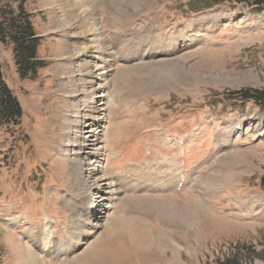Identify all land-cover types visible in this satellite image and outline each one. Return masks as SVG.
I'll use <instances>...</instances> for the list:
<instances>
[{
  "label": "rangeland",
  "instance_id": "374dc122",
  "mask_svg": "<svg viewBox=\"0 0 264 264\" xmlns=\"http://www.w3.org/2000/svg\"><path fill=\"white\" fill-rule=\"evenodd\" d=\"M79 1L26 3L44 63L34 78L21 79L11 47L0 44L3 78L22 108L16 127H0V264H216L263 251L264 106L229 94L264 89V11L205 9L207 0ZM123 5L120 23L114 16ZM197 21L203 24L195 28ZM152 33L177 41L159 45ZM181 68L183 83L176 81ZM93 119L100 121L97 141L83 151L94 155L80 177L77 122ZM259 125L263 133L252 140ZM162 165L177 173L175 185L154 184ZM88 181L104 194L97 228L83 240L79 226L93 220L88 207L98 200ZM214 182L221 188L209 198ZM253 196L251 210L244 202ZM151 200H170L175 217ZM44 230L54 246H41Z\"/></svg>",
  "mask_w": 264,
  "mask_h": 264
},
{
  "label": "trees",
  "instance_id": "16d2710c",
  "mask_svg": "<svg viewBox=\"0 0 264 264\" xmlns=\"http://www.w3.org/2000/svg\"><path fill=\"white\" fill-rule=\"evenodd\" d=\"M29 1L32 0H0V44L11 47L14 65L21 79L34 78L44 68V63L37 57L39 38L35 34L32 14L25 8ZM207 3L205 9L214 5L243 4L257 11H264V0H207ZM229 95L240 102L264 106V89H245ZM21 117L22 108L3 78L0 63V127H16ZM259 187L264 193V173L259 179ZM242 257L233 253L221 257L216 264H253L256 260L264 262V250L259 253L251 252L249 258Z\"/></svg>",
  "mask_w": 264,
  "mask_h": 264
},
{
  "label": "bare ground",
  "instance_id": "6f19581e",
  "mask_svg": "<svg viewBox=\"0 0 264 264\" xmlns=\"http://www.w3.org/2000/svg\"><path fill=\"white\" fill-rule=\"evenodd\" d=\"M78 1V0H77ZM105 1V0H104ZM103 0L101 1V0H80L79 1V3L78 4H76L77 6H88V5H90V4H94V6H103V7H105V5L107 4V2H104ZM108 1V0H107ZM119 1V0H118ZM141 3H145V4H147V2H146V0H139ZM138 1V2H139ZM75 3H77V2H75ZM117 5V4H116ZM76 6V7H77ZM94 6H92V7H94ZM128 6V5H127ZM99 8V7H98ZM119 8V7H118ZM125 8H126V6H121L118 10H117V15H115L114 16V19L115 20H118L120 23H122L123 22V20H125L126 21V12L127 11H125ZM126 10H128L127 8H126ZM86 14V13H85ZM86 16H88V15H86ZM87 18V17H86ZM84 19V18H83ZM88 19V18H87ZM82 20V19H81ZM83 21V20H82ZM58 22V20H57V18L56 17H53L52 18V23H57ZM84 23V22H83ZM203 24V22L202 21H197L196 22V24H195V28H197V27H199L200 25H202ZM186 30V29H185ZM148 31H150V29L148 30ZM184 31V30H183ZM183 31H181V32H183ZM153 32V31H152ZM95 33V32H94ZM162 34V33H161ZM158 34V35H156L155 33H152L151 34V36H149V37H153V39H151V38H149V39H151L153 42H155L156 44H159V45H164V44H166V43H168V44H170V42L172 43H175V41H177L176 40V38H174V37H176V34L175 35H170V36H167V35H164V34ZM174 34V33H173ZM178 34V33H177ZM146 35V34H145ZM149 35V34H148ZM94 37V36H93ZM147 37V36H146ZM146 40V39H145ZM93 42H95L94 40H92ZM147 41V40H146ZM151 42V41H150ZM153 45V46H157V45ZM74 45V44H73ZM77 45V44H76ZM177 45V44H176ZM178 46V45H177ZM98 47V46H97ZM154 47V48H155ZM90 48V47H89ZM180 48V47H179ZM83 50V49H82ZM160 50V49H159ZM169 50V49H168ZM163 51V50H162ZM165 51H167V50H165ZM80 52V51H79ZM161 52V51H160ZM95 53V52H94ZM79 54V56H78V58H81V57H83L82 56V54L81 53H78ZM100 55L104 58V52H103V50L101 49V52H100ZM90 57V56H89ZM88 56L86 57V59L87 58H89ZM91 58V57H90ZM82 61V60H81ZM103 62H104V60H102ZM180 61V60H179ZM80 61L78 60L77 62H76V65L77 64H79V66H81V67H84V65H87V61H85L84 60V64H82L81 62L79 63ZM177 63V62H176ZM184 63V62H183ZM181 64V63H180ZM76 65H74L75 67H76ZM67 67V66H66ZM87 67V66H86ZM100 67V66H99ZM104 67V66H103ZM162 67V66H161ZM182 67V66H181ZM104 70V69H103ZM95 71V70H94ZM159 71H163V69H159ZM178 72V71H177ZM164 73V72H163ZM183 73V68H181V71H180V73H178V74H180V76H177L178 78H176V81L177 82H179V83H183V81H184V79H183V77H184V75L182 74ZM103 74H105V72H102V73H100L99 75H103ZM161 74V73H160ZM127 75H129V74H127ZM129 77H131V76H129ZM127 77H123L121 80H124V81H126L127 82ZM161 79V78H160ZM120 80V79H119ZM140 80V79H139ZM138 79H136V81H139ZM169 79H167V81H168ZM123 82V81H122ZM129 82V81H128ZM143 83V82H142ZM125 85V84H124ZM153 85V84H152ZM159 85V84H158ZM161 86L163 85V84H160ZM134 86V85H133ZM135 87V86H134ZM157 88H159V87H157ZM128 89H129V87H128ZM132 89V88H131ZM130 89V90H131ZM154 89V88H153ZM160 89V88H159ZM159 89H157V91H159ZM133 90H135L134 88L132 89V91ZM155 91H156V89H154ZM151 92H153V91H151ZM96 99V97H91V99L90 100H88V102H91L92 100H95ZM81 101L80 100H75V107L76 108H78V104L80 103ZM88 104V103H87ZM94 107V106H93ZM91 113H93V110H92V108H91ZM77 117V116H76ZM100 124V121L97 119H93L92 120V123H91V125H88V126H84L83 125V123L81 122V121H79L78 120V122H77V127H78V131H79V136H77L78 137V147H79V149L77 150V152L75 153L76 155H78V156H85V157H82L83 158V161H84V164H82L81 163V161L78 163V167L76 168V170L75 171H77L76 173H78V175L81 177V175H83L85 172H86V170L84 169V167L86 166V162L87 161H85V160H89L91 157H93V155H94V152H92L94 149H91V151L89 152V153H85L83 150V147L85 146L84 145V143L89 147L90 146V148H91V146H94V143L97 141L96 139H95V134H94V132H95V130H93V129H96L97 127H98V125ZM87 129H90L89 131H86ZM242 132V131H241ZM263 133V130L261 129V125H259L257 128H255L254 129V131H253V133H251L250 135L252 136V140H253V135L256 137V136H259L260 134H262ZM90 134V135H89ZM161 134V133H160ZM86 135H89L88 137H85ZM226 138H228V137H220L219 139V141L218 142H220V143H223L224 141H225V139ZM257 138V137H256ZM170 139V140H169ZM255 139V138H254ZM161 141H162V139H160ZM163 141L164 142H167V141H171V138H169V137H167L166 135L163 137ZM229 141H231V140H229ZM178 142V141H177ZM161 143H163V142H161ZM169 143V142H168ZM169 145V144H168ZM86 147V146H85ZM84 154H87V155H84ZM230 156L231 157H233V154L231 155L230 154ZM81 158V159H82ZM232 162V161H231ZM167 163H168V161H167ZM170 163H171V161H170ZM160 164V163H159ZM163 164V163H162ZM232 164V163H231ZM85 165V166H84ZM172 165V164H171ZM240 164L239 163H237V162H235V164L232 166V167H234V166H239ZM242 165V164H241ZM243 165H245V166H248V165H251L249 162H245ZM175 166V165H174ZM154 168V167H153ZM168 168H169V170H170V167L169 166H165V165H162V168H160V169H158L157 170V172L159 173V171H160V173L159 174H162V173H164L162 176H161V181L159 182H156V183H154L156 186H158L159 185V187L160 188H167V187H169V186H172V185H175L176 184V182H177V176L175 175V174H177V173H173L172 171H169L168 170ZM176 168V167H175ZM247 168H249V170H250V167H247ZM175 170H177V168L175 169ZM77 175V176H78ZM91 175H89V180L91 179V177H90ZM159 179V180H160ZM155 180V179H154ZM143 181V180H142ZM204 180H202V182H203ZM85 186H87V188L89 189V192H88V194H90V195H92V197L94 196V195H98V198H94V199H98L97 201L96 200H92L91 202H90V205H89V207H88V209H89V211H90V213H91V218H93V220L92 221H88V220H84V221H82L81 223V225L79 226V228L81 229V233H82V238H83V240H85L86 238H89L90 236H91V231L90 230H94V229H96L97 228V224L95 223L94 224V222H96L97 221V215L95 216V214L96 213H99V207L101 206L100 205V201H101V195L102 194H104V191H103V187H102V185H99L97 182H95V181H92V182H84L83 183ZM83 184H82V186H83ZM153 184V185H154ZM202 184V183H201ZM200 184V185H201ZM204 184V183H203ZM208 184L209 183H205V185H204V189H206V191H207V189L209 188L208 187ZM106 185H111V187L112 186H114V182H109V183H107ZM200 185H199V188H200ZM216 182H214L213 183V186L210 188V190H209V192H206L207 194L206 195H210V194H214V192L216 191ZM223 187H225V185L224 186H222V188ZM153 188V187H152ZM221 188V187H220ZM219 188V189H220ZM82 189V188H81ZM111 189V188H110ZM151 189V188H150ZM218 189V190H219ZM224 190V189H223ZM91 192H92V194H91ZM118 192V191H117ZM203 192V191H202ZM111 193V198H112V200H114V197L117 195V193H116V191H111L110 192ZM86 194V193H85ZM205 194V193H204ZM216 194V193H215ZM214 194V195H215ZM78 195V194H77ZM213 195V196H214ZM85 196V195H84ZM80 197V196H79ZM110 198V197H109ZM78 199V198H77ZM100 199V200H99ZM150 199V198H149ZM149 199H147V200H149ZM115 200H116V198H115ZM144 200V199H143ZM251 201V200H250ZM255 201V200H254ZM151 202L153 203L151 206L153 207V208H155V207H157V208H162L163 207V209H165V211L167 212V213H165L163 210H161V211H163L164 212V214H166L167 216L168 215H170V217H175V211H176V209H175V204H173L170 200H168V202L167 201H159V200H157V201H153V200H151ZM256 202V201H255ZM148 203V202H147ZM258 203V202H257ZM244 204L245 205H249L250 204V202H249V200L247 199V200H245V202H244ZM254 205V204H253ZM179 207V206H178ZM179 208H181V207H179ZM253 208V207H252ZM197 210L199 211V210H201V208H197ZM177 211H179V210H177ZM180 212V211H179ZM89 213V212H88ZM178 214V213H177ZM90 215V214H89ZM180 215V214H179ZM85 216H87V215H85ZM163 216V215H162ZM165 216V215H164ZM82 217H83V215H82ZM169 217V218H170ZM185 217V216H184ZM168 218V219H169ZM183 218V217H182ZM186 218V217H185ZM175 219V218H174ZM179 219V218H178ZM171 220V219H170ZM172 221H173V219H172ZM172 221H169L168 223H169V226H170V224H172L173 225V222ZM175 221V220H174ZM178 221V220H177ZM193 221V220H192ZM191 220H190V222H189V224L192 222ZM10 223V222H9ZM187 223V222H186ZM186 223H185V225H186ZM177 224V223H176ZM90 227H91V229H90ZM186 227V226H185ZM50 233H49V231L48 230H44V231H42L40 234H39V237L42 239V241H41V246H54V243H52L51 244V241H52V239L50 238V235H49ZM43 237H44V239H43ZM162 244H163V242H162ZM167 244V243H166ZM53 248V247H52ZM65 251V250H64ZM67 251H72V248H68V250ZM60 253L61 252H63V250H60L59 251ZM28 258V257H27ZM38 262V261H37ZM24 263V262H23ZM40 263V262H39Z\"/></svg>",
  "mask_w": 264,
  "mask_h": 264
},
{
  "label": "crops",
  "instance_id": "0c3cea01",
  "mask_svg": "<svg viewBox=\"0 0 264 264\" xmlns=\"http://www.w3.org/2000/svg\"><path fill=\"white\" fill-rule=\"evenodd\" d=\"M146 2H147V0H146ZM147 4H148V2H147ZM116 21H118V20H116ZM119 22V21H118ZM226 182V181H225ZM225 184V183H224ZM218 191V189H216V191L214 192V194L216 193ZM213 193L212 194H210V195H208L209 196V198H211V197H213V195H214ZM215 196V195H214ZM248 200H249V202H250V204L252 205V206H250L251 208V210H254V208L258 205V201L257 200H255V197L253 196V197H250V198H248ZM251 200V201H250ZM256 202H255V201ZM261 200V199H260ZM249 204V205H250ZM254 204V205H253ZM202 207V205L201 204H197L196 205V208H195V210H197V208H201ZM253 207V208H252ZM201 210H202V208H201ZM201 210H199V212L201 211ZM196 214V213H195ZM196 217H197V214L195 215Z\"/></svg>",
  "mask_w": 264,
  "mask_h": 264
}]
</instances>
